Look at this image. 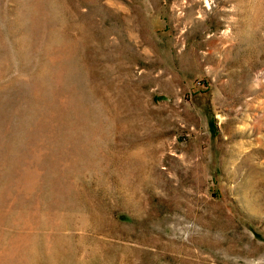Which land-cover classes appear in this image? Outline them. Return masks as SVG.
<instances>
[{"label": "rangeland", "instance_id": "1", "mask_svg": "<svg viewBox=\"0 0 264 264\" xmlns=\"http://www.w3.org/2000/svg\"><path fill=\"white\" fill-rule=\"evenodd\" d=\"M0 264H264V0H0Z\"/></svg>", "mask_w": 264, "mask_h": 264}]
</instances>
